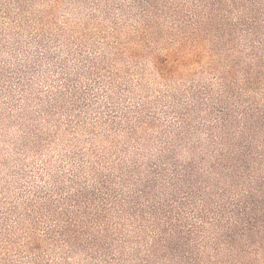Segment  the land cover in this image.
<instances>
[{"label":"trees","instance_id":"obj_1","mask_svg":"<svg viewBox=\"0 0 264 264\" xmlns=\"http://www.w3.org/2000/svg\"><path fill=\"white\" fill-rule=\"evenodd\" d=\"M47 1L0 0V264H264V0Z\"/></svg>","mask_w":264,"mask_h":264},{"label":"rangeland","instance_id":"obj_2","mask_svg":"<svg viewBox=\"0 0 264 264\" xmlns=\"http://www.w3.org/2000/svg\"><path fill=\"white\" fill-rule=\"evenodd\" d=\"M109 2L112 3L114 2V0H104L102 6L105 7V5ZM52 3H53L52 0H49L47 1L46 4H42L41 7H43V9H46L49 5H52ZM56 15H58L59 18H62V20L66 19L67 21H69V19L67 18H70L71 20L74 21V23L77 24L79 22V4L74 5L71 4V0H62L59 8L56 11ZM78 28H79V23H78ZM100 28H104V27H100Z\"/></svg>","mask_w":264,"mask_h":264}]
</instances>
